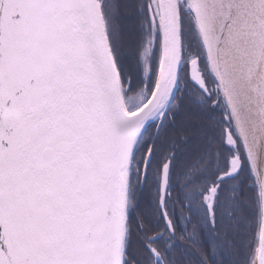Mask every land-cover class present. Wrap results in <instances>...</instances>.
Wrapping results in <instances>:
<instances>
[{
  "label": "snow or ice",
  "instance_id": "1",
  "mask_svg": "<svg viewBox=\"0 0 264 264\" xmlns=\"http://www.w3.org/2000/svg\"><path fill=\"white\" fill-rule=\"evenodd\" d=\"M0 264H264V0H0Z\"/></svg>",
  "mask_w": 264,
  "mask_h": 264
}]
</instances>
